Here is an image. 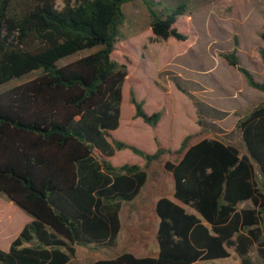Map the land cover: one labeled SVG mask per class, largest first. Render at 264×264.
I'll return each mask as SVG.
<instances>
[{
  "label": "trees",
  "instance_id": "16d2710c",
  "mask_svg": "<svg viewBox=\"0 0 264 264\" xmlns=\"http://www.w3.org/2000/svg\"><path fill=\"white\" fill-rule=\"evenodd\" d=\"M129 1L0 0V86L41 71L0 93V195L32 218L8 252L0 249V264H66L74 246L114 249L121 204L138 196L145 170L167 152L156 137L151 154L107 139L119 127L127 77L126 66L111 54L124 20L122 6ZM142 2L156 40H186L174 27L185 4L159 17L151 0ZM259 55L264 63V46ZM222 57L249 87L264 93V83L241 67L234 51ZM174 85L186 95L177 81ZM129 103L134 118L155 130L160 113L146 114L132 91ZM236 129L244 153L214 139L188 146V136L180 159L164 164L173 198L182 206L166 197L156 202V257L123 253L90 264H197L229 258L230 247L240 264H253V249L264 264V102L240 118ZM122 150L143 165L112 166L107 159ZM248 201L252 207L238 210Z\"/></svg>",
  "mask_w": 264,
  "mask_h": 264
},
{
  "label": "rangeland",
  "instance_id": "374dc122",
  "mask_svg": "<svg viewBox=\"0 0 264 264\" xmlns=\"http://www.w3.org/2000/svg\"><path fill=\"white\" fill-rule=\"evenodd\" d=\"M151 1L159 17H165L180 4H185V13L178 17L174 27L186 36V40H156L150 31L151 18L142 0H130L122 6L124 20L111 59L126 66L127 77L122 87L119 127L113 131H117L115 134L110 132L107 139L133 145L151 154L156 151V137L159 146L167 152L145 170L147 180L139 195L130 203H122L119 213L122 228L117 246L114 249L76 246L73 264L113 259L122 253L136 257L155 256L158 252V218L154 204L162 197L173 200L172 177L164 164L180 159V145L188 136V146L203 139H214L244 153L236 123L264 102V93L249 87L243 76L229 67L222 57L234 51L241 67L247 69L255 81L264 83V63L259 55L264 46L261 39L264 0ZM94 51L96 49L67 57L57 65H67ZM40 74L41 71H35L12 80L0 86V93ZM175 81L186 95L175 87ZM131 91L137 102H144L146 114L160 113L155 130L134 118V107L129 103ZM94 156L99 158V153L95 152ZM107 160L114 167L143 165V160L129 150L118 151ZM248 207H252L251 202L239 205L238 210ZM28 218L29 215L0 195L2 251L8 250L9 240L14 239ZM228 250L231 255L227 259L199 264H240L235 262L234 248ZM250 256L253 264H258L256 249Z\"/></svg>",
  "mask_w": 264,
  "mask_h": 264
},
{
  "label": "crops",
  "instance_id": "0c3cea01",
  "mask_svg": "<svg viewBox=\"0 0 264 264\" xmlns=\"http://www.w3.org/2000/svg\"><path fill=\"white\" fill-rule=\"evenodd\" d=\"M171 175V174H170ZM139 195V194H138ZM172 197H173V195H172ZM160 199V198H159ZM169 199V198H168ZM171 200V199H170ZM174 200V201H173ZM173 202L174 203H176V204H178V205H181V203L180 202H178L177 200H175L174 198H173ZM157 201H158V199H157ZM156 201V202H157ZM175 201H177V202H175ZM10 202V201H9ZM156 202H155V204H154V210H155V205H156ZM249 202V201H248ZM12 203V202H11ZM125 203V202H124ZM128 203H130V202H128ZM245 203V202H244ZM243 204V203H242ZM241 205V204H240ZM182 206V205H181ZM121 208H122V204H121ZM121 210V209H120ZM193 212V211H192ZM192 212H190V213H192ZM120 213V212H119ZM156 214V213H155ZM120 219V218H119ZM32 220V218L30 217V218H28L27 219V221L25 222V223H23L22 225H21V227L17 230V232L15 233V236H14V239H15V237L19 234V232L22 230V228L27 224V223H29L30 221ZM158 222H159V220H158ZM120 225H121V221H120ZM121 228H122V226L120 227V231H121ZM120 231H119V233H120ZM157 232V231H156ZM119 235V234H118ZM13 239V240H14ZM117 239H118V237H117ZM13 240H9V243L11 244V242L13 241ZM10 244H9V247H10ZM36 244V242L35 241H33V242H31V243H28V244H23V246L22 247H30V246H32V245H35ZM117 246V245H116ZM75 247L76 246H74V249H75ZM79 247V246H78ZM72 248H73V246H72ZM234 248V247H233ZM228 250V249H227ZM9 251V248H8V250H6L5 252H8ZM229 251V250H228ZM235 252V251H234ZM75 253H76V250H75ZM230 253V252H229ZM123 254V253H122ZM131 254V253H130ZM157 254H158V252H157ZM157 254L155 255V256H147V257H156L157 256ZM133 255V254H132ZM230 255H231V253H230ZM234 256H235V262L236 261H238V257H237V255H236V253L235 254H233ZM119 256V255H118ZM118 256H116V257H118ZM115 257V258H116ZM136 257V256H135ZM145 257V256H144ZM115 258H113V259H115ZM140 258V257H139ZM73 260H74V257L72 256V258L70 259V261L68 262V263H66V264H73ZM102 260H111V259H102ZM219 260H222V259H219ZM95 261H98V260H95ZM94 261V262H95ZM214 261H216V260H214ZM209 262H211V261H209ZM199 263H201V262H198L197 264H199ZM202 263H205V262H202Z\"/></svg>",
  "mask_w": 264,
  "mask_h": 264
}]
</instances>
